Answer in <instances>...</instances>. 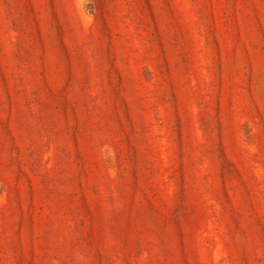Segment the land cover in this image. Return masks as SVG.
I'll list each match as a JSON object with an SVG mask.
<instances>
[{"label": "rangeland", "instance_id": "1", "mask_svg": "<svg viewBox=\"0 0 264 264\" xmlns=\"http://www.w3.org/2000/svg\"><path fill=\"white\" fill-rule=\"evenodd\" d=\"M0 264H264V0H0Z\"/></svg>", "mask_w": 264, "mask_h": 264}]
</instances>
